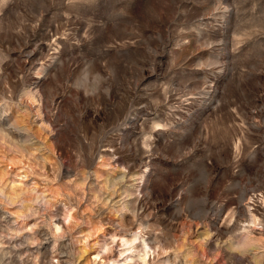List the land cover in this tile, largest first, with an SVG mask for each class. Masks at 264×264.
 Segmentation results:
<instances>
[{
	"label": "rangeland",
	"instance_id": "1",
	"mask_svg": "<svg viewBox=\"0 0 264 264\" xmlns=\"http://www.w3.org/2000/svg\"><path fill=\"white\" fill-rule=\"evenodd\" d=\"M0 264H264V0H0Z\"/></svg>",
	"mask_w": 264,
	"mask_h": 264
},
{
	"label": "bare ground",
	"instance_id": "2",
	"mask_svg": "<svg viewBox=\"0 0 264 264\" xmlns=\"http://www.w3.org/2000/svg\"><path fill=\"white\" fill-rule=\"evenodd\" d=\"M16 184V183H15ZM16 194V193H15ZM244 240V239H243ZM251 241V240H250ZM244 244H249V239L248 238H246V240H245V242H244ZM246 246V245H245ZM132 249V248H131ZM144 251V250H143ZM145 254H146V252H145Z\"/></svg>",
	"mask_w": 264,
	"mask_h": 264
}]
</instances>
